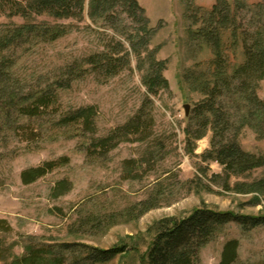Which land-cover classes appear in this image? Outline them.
Listing matches in <instances>:
<instances>
[{
    "label": "rangeland",
    "instance_id": "rangeland-1",
    "mask_svg": "<svg viewBox=\"0 0 264 264\" xmlns=\"http://www.w3.org/2000/svg\"><path fill=\"white\" fill-rule=\"evenodd\" d=\"M141 1L149 10L146 12L155 34L141 58L131 53L130 69L107 81L87 75L75 81L70 89L59 90L58 105L48 115L29 123L24 121L30 129L29 141L7 127L0 130V219L11 227L10 232H0V264H12L26 255L29 245L58 244L101 250L128 245L127 254L107 264H145L142 260L153 242L155 224L164 218H186L202 206L238 215H264L263 196L258 195L261 205L253 206L250 205L253 194L227 191L223 187L226 175L223 166L206 160L205 154L212 149L211 129L202 140H192L195 147L188 144L187 130L198 129V121L189 119L195 117L206 100L201 84L207 79L215 80L213 50L201 41L192 40L190 32L205 27L217 0ZM226 1L241 31L250 33L264 26V16L256 7L261 0ZM27 23L66 26L69 33L55 42L22 43L2 52L1 55L16 61L6 83L18 82L16 88L21 91H25L23 87L27 90L39 85L46 87L61 68L103 51L113 39L127 45L128 38L138 29L123 11L113 25L98 26L87 15L64 20L47 16L26 20L10 17L8 7L0 9V37L4 31ZM223 40L224 67L232 74L244 63L243 43L241 39L234 41L230 31ZM151 54L157 61L167 63L164 76L169 88L157 96L150 94L143 82L151 70ZM221 94L217 101L235 124L233 132L243 150L264 156V136L250 126L239 130L243 117L254 113L253 107L238 93L236 84ZM256 96L264 102V78L257 83ZM146 99L152 101L150 137L146 141L123 142L105 156L92 155L90 138L105 137L125 125ZM186 105L190 106L188 117ZM87 106H94L98 112L94 135L85 136L76 128L53 125L63 113ZM14 125L15 117L10 128ZM61 158H68L69 162L32 185L22 184L20 176L24 170ZM129 160L137 164L128 169ZM129 175L133 177L128 178ZM216 176L222 178L215 179ZM262 178L264 167L244 176H232L229 184L233 188L237 183L250 184ZM61 181H67L70 188L64 192L55 190ZM151 198L152 210L139 215L141 211L137 209L130 215L133 207ZM230 240L240 243L238 264H264V227L244 231L234 222L202 248L200 264H220L223 247ZM73 258V254L67 255V262L72 264Z\"/></svg>",
    "mask_w": 264,
    "mask_h": 264
},
{
    "label": "trees",
    "instance_id": "trees-1",
    "mask_svg": "<svg viewBox=\"0 0 264 264\" xmlns=\"http://www.w3.org/2000/svg\"><path fill=\"white\" fill-rule=\"evenodd\" d=\"M10 8V17H22L32 20L36 17L47 16L56 20L76 19L85 15L95 24L113 25L120 17L121 11L128 14L138 29L134 36L127 40V45L117 40H111L104 50L76 60L64 66L49 84L39 85L36 89L26 88L21 91L16 86L18 82L11 78V71L16 61L5 57L2 52L10 50L19 44L39 41L51 43L69 33L66 26L27 23L24 26H14L4 31L0 37V130L4 127L19 137L28 140L30 129L28 123L48 115L49 111L58 105L57 93L67 90L72 84L87 75H95L103 81L118 76L131 67V53L141 58L142 51L148 50L149 43L155 34L150 27L147 12L137 0H0V9ZM239 8H242L238 4ZM264 16V0L256 6ZM230 5L226 0H217L205 20V27L197 32H190L192 40L201 41L208 45L215 55L213 75L215 80H206L201 84V91L206 100L199 106L198 113L190 121H198V129L187 130L188 144L192 140L199 141L206 137L207 131H213L212 149L205 154L206 160H213L225 170L224 189L238 194H253L250 205H261L259 196L264 197V178L253 183H237L233 188L229 184L232 176H244L264 167V156H256L243 150L238 142L237 134L233 132L228 112L221 102V92L229 90L236 84L238 93L243 97L254 113L244 116L239 124V130L250 126L260 136H264V102L256 96L257 83L264 78V26L255 31H241L236 18H232ZM112 29H115L114 26ZM232 35L234 41L242 40L244 63L237 66L230 74L224 67V40L226 32ZM149 58V57H148ZM150 71L144 76L143 82L150 94L157 96L161 90L169 88V82L164 76L166 62L157 61L154 54L150 58ZM206 79V78H205ZM12 81V83H11ZM13 82H15L13 84ZM221 91V92H220ZM224 96V95H223ZM4 103V104H3ZM152 101L146 99L137 113L123 126L111 131L107 136L90 138L92 155L105 156L121 143L128 141H146L149 135L150 123L153 121L150 111ZM98 112L94 106L82 107L63 113L53 122L56 127L76 128L83 135H94L97 132L96 118ZM16 125L10 128L12 118ZM238 130V129H237ZM34 134L33 132H31ZM233 135V136H232ZM68 158L59 161L46 162L40 167L30 168L21 173L23 185H32L50 174L60 165L67 164ZM137 164L135 160L126 161L128 169ZM131 174V173H130ZM128 178L133 176L129 175ZM216 176L215 179H221ZM70 188L67 181L58 183L55 190L64 192ZM59 192V193H61ZM259 195V196H258ZM153 199H148L133 207L130 215L140 209L139 215L154 208ZM238 224L244 231L264 227V215L245 216L234 212H222L206 206L196 208L182 219L164 218L155 224L154 239L142 262L145 264H200V251L213 237L230 223ZM11 227L6 220L0 219V232H10ZM238 240L227 241L223 247L220 264H238ZM128 245L101 250L95 247L78 244H58L56 246L26 247V255L16 258L12 264H69L67 255L73 254L72 264H107L117 257L127 254ZM134 251L136 247L132 248Z\"/></svg>",
    "mask_w": 264,
    "mask_h": 264
},
{
    "label": "crops",
    "instance_id": "crops-1",
    "mask_svg": "<svg viewBox=\"0 0 264 264\" xmlns=\"http://www.w3.org/2000/svg\"><path fill=\"white\" fill-rule=\"evenodd\" d=\"M137 1L139 2L140 6H141L143 9H145L146 11H149V10L146 8L145 4H144L141 0H137Z\"/></svg>",
    "mask_w": 264,
    "mask_h": 264
},
{
    "label": "water",
    "instance_id": "water-1",
    "mask_svg": "<svg viewBox=\"0 0 264 264\" xmlns=\"http://www.w3.org/2000/svg\"><path fill=\"white\" fill-rule=\"evenodd\" d=\"M189 109H190V106L186 105L185 110H186V116L187 117L189 116Z\"/></svg>",
    "mask_w": 264,
    "mask_h": 264
}]
</instances>
